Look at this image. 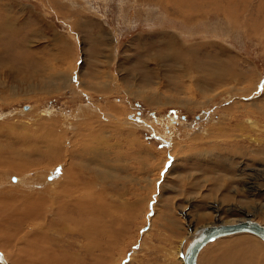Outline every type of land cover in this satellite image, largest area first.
<instances>
[{
    "label": "rangeland",
    "instance_id": "rangeland-1",
    "mask_svg": "<svg viewBox=\"0 0 264 264\" xmlns=\"http://www.w3.org/2000/svg\"><path fill=\"white\" fill-rule=\"evenodd\" d=\"M0 216L6 264H182L196 228L264 225V0H0ZM244 237L264 264L249 232L197 264Z\"/></svg>",
    "mask_w": 264,
    "mask_h": 264
},
{
    "label": "bare ground",
    "instance_id": "bare-ground-1",
    "mask_svg": "<svg viewBox=\"0 0 264 264\" xmlns=\"http://www.w3.org/2000/svg\"><path fill=\"white\" fill-rule=\"evenodd\" d=\"M47 146V145H46ZM31 147V146H30ZM13 154V153H12ZM92 169V168H91ZM2 179V178H1ZM39 183V182H38ZM34 187V186H33ZM44 187V186H43ZM40 188L39 189V191L38 192H40V191H42L43 189H45V187L44 188ZM78 188V187H77ZM76 189V188H75ZM45 191H46V189H45ZM87 191V190H86ZM65 192V191H64ZM68 195V194H67ZM92 195V194H91ZM62 196H65V194H63ZM72 196H74V195H72V194H70V196L68 195V196H66L67 198H68V200L66 199H64V201L60 204L61 206H67V207H71V209L70 210H72L74 213H76L75 211H77V212H81V213H84L86 210H90V212H91V217L92 216H94L93 215V211L95 210V205H96V201H95V199H90V200H88V201H86V198L83 196V198L81 199V198H78L77 196H74V198H73V200L74 201H70V200H72ZM80 197H81V195H80ZM30 199L31 200H28L33 206H34V210H33V212L30 214V215H23V212H21L18 216H20L19 217V221H26V220H24L25 218H28L29 220H34L37 216V213H36V208L39 206V207H41V206H43L44 205V203H45V200H44V198L43 199H39V198H37V197H30ZM40 212L41 211H43V209H39V208H37ZM5 210H6V213L7 212H9V214H8V217L10 218V220L11 219H13V215H12V212L10 211V210H8V209H6L5 208ZM94 213H96V211L94 212ZM2 214V213H1ZM1 217V216H0ZM93 219L94 218H92L91 220H86L87 221V223H86V225H90V227L93 225ZM245 219H250V220H252V221H256V220H254V218H250V217H245V218H243V219H239V220H236V221H234V222H222V223H235V222H237V221H242V220H245ZM258 222V221H257ZM259 223V222H258ZM217 224H219V223H209V224H207V225H205V226H203V227H200L199 229H195L194 231H193V236H192V239H191V242L188 244V246L194 241V239H196L197 238V236L199 235V233H200V231L204 228V227H206V226H208V225H217ZM259 224H261V223H259ZM261 225H263V224H261ZM264 226V225H263ZM82 227H83V224H82ZM84 228V227H83ZM92 228V227H91ZM83 230H85V229H83ZM92 230V229H91ZM82 232H84V231H82ZM241 233V232H249V231H237V232H232V233H228V234H226V235H223V236H218V237H216V238H214L213 240H211V241H214V240H216V239H218V238H221V237H224V236H228V235H232V234H235V233ZM249 233H252V232H249ZM88 233H86V235H87ZM253 235H256V234H254V233H252ZM89 235V234H88ZM256 237H258L260 240H262V241H264V239H262L261 237H259L258 235H256ZM211 241H208V242H206L200 249H199V251L197 252V255H196V259H195V264H197V258H198V256H199V252H200V250L204 247V246H206L208 243H210ZM90 244H91V242H90ZM89 244V245H90ZM220 245V244H219ZM218 245V246H219ZM222 245V244H221ZM259 246L261 245L262 246V244H258ZM91 246V245H90ZM187 246V247H188ZM217 245H215L213 248H212V250L214 251V252H216V257H214L213 259H212V261L210 262V263H212V264H253V261H255V259H256V257H257V255H258V253H257V249H256V247L255 246H253L252 244H250V241H249V237H244V238H241V239H239V240H237V241H233L231 244H229L227 247L225 246V245H223L222 247H218ZM89 247V246H88ZM187 247H186V249H187ZM263 247V246H262ZM261 248V247H260ZM186 249L183 251V253L181 254V260L182 261H180V262H182V264H184V255H185V253H186ZM220 249V251H221V254H218V250ZM205 258H206V261L208 262L209 261V259L211 258V254L208 252L207 253V255L205 256ZM261 261V256L260 257H258V263ZM0 262L1 263H3V264H6L5 263V261H4V259H3V257L0 255Z\"/></svg>",
    "mask_w": 264,
    "mask_h": 264
},
{
    "label": "water",
    "instance_id": "water-1",
    "mask_svg": "<svg viewBox=\"0 0 264 264\" xmlns=\"http://www.w3.org/2000/svg\"><path fill=\"white\" fill-rule=\"evenodd\" d=\"M237 231H249L264 239V226L250 219L237 221L235 223L208 225L200 231L197 238L187 247L184 255V264H195L197 252L206 242L218 236Z\"/></svg>",
    "mask_w": 264,
    "mask_h": 264
},
{
    "label": "crops",
    "instance_id": "crops-1",
    "mask_svg": "<svg viewBox=\"0 0 264 264\" xmlns=\"http://www.w3.org/2000/svg\"><path fill=\"white\" fill-rule=\"evenodd\" d=\"M11 180H13L12 179V176H11ZM13 203L15 204V201H13ZM8 204H12V201L10 202V203H8ZM13 205V204H12ZM8 210H11L10 208H8ZM157 254H159V255H161V258H158V260H157V264H173L172 262H168L169 261V258H164L163 256V254H164V252H159V251H157Z\"/></svg>",
    "mask_w": 264,
    "mask_h": 264
}]
</instances>
